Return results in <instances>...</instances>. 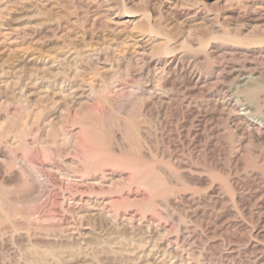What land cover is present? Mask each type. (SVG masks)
I'll return each mask as SVG.
<instances>
[{"label":"rangeland","instance_id":"obj_1","mask_svg":"<svg viewBox=\"0 0 264 264\" xmlns=\"http://www.w3.org/2000/svg\"><path fill=\"white\" fill-rule=\"evenodd\" d=\"M0 264H264V0H0Z\"/></svg>","mask_w":264,"mask_h":264},{"label":"bare ground","instance_id":"obj_2","mask_svg":"<svg viewBox=\"0 0 264 264\" xmlns=\"http://www.w3.org/2000/svg\"><path fill=\"white\" fill-rule=\"evenodd\" d=\"M240 68H241V67H240ZM242 68H244V67H242ZM242 68H241V70H239V71L237 72V73H238V76H237L236 74H235V75H236L237 77H239V79L242 78L241 81L243 82V81L245 80V76H246V73H245V72H246V71H244V69L242 70ZM245 68H246V67H245ZM246 69H247V68H246ZM248 69H249V68H248ZM234 70H235V69H234ZM234 70H233V71H234ZM236 70H237V69H236ZM249 70H251V69H249ZM249 70H248V71H249ZM233 71H232V72H233ZM248 71H247V73H248ZM230 73H231V72H230ZM250 75H251V74L249 73V76H250ZM236 76H235V77H236ZM235 79H236V78H235ZM246 79H247V76H246ZM240 86H241V85H240ZM240 86H239V88H240ZM236 87H237V86H236ZM237 90H238V89H237ZM185 254H186V253H185Z\"/></svg>","mask_w":264,"mask_h":264}]
</instances>
